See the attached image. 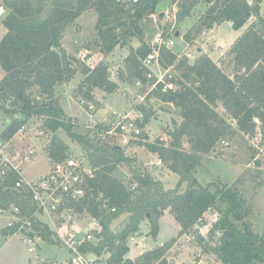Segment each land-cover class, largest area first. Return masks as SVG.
<instances>
[{"label": "trees", "instance_id": "trees-1", "mask_svg": "<svg viewBox=\"0 0 264 264\" xmlns=\"http://www.w3.org/2000/svg\"><path fill=\"white\" fill-rule=\"evenodd\" d=\"M160 1L139 0L125 9L108 0H1V7L7 13L2 20L6 32L0 39V69L4 72L0 81V99L8 102L12 109H0L6 115L43 120L44 130L54 135L47 149L50 160H60L67 150L55 135L58 130L89 153V165L94 172L88 180L86 200L78 212L85 209L98 223L101 232L96 235L95 242L82 244L80 251L95 257L109 253L106 263L120 264L128 250L127 238L138 231L144 219L149 221L150 233L156 236V220L168 210L180 228L179 238L212 210L217 215L211 225L213 232L219 235L217 246L212 249L217 259L222 264H264V233L261 236L253 233L251 226L244 221L250 209L243 193L226 184L203 186L192 174L201 156L212 151L224 135L240 132L252 138L258 130L264 140L262 0H251V3L248 0H168L177 5V22L188 17L197 4L203 2L207 5L204 17L194 27L196 34L222 22H230L232 29L237 31L250 18L256 19L230 46L229 53L233 57L231 77L206 55L189 64L185 58L178 60L177 55L167 49L160 50V64L164 69L172 67L174 78L172 89L153 95L172 104L178 110L181 122L168 134L167 149L156 148L150 143L145 146L169 161L170 170L178 176L173 189L165 190L160 181L138 165H132L131 183L137 187L131 191L130 186L113 177L112 172L118 164L130 167L135 160L126 157L118 146L93 145L84 136L74 133L71 120L54 97L55 87L68 83L77 72L83 76L76 87L77 94L89 102L93 89L112 94L118 87L109 79L107 67L98 63V59L94 58L95 65L85 63L67 55L64 50V30L81 14L88 9L97 13L98 52L105 57L117 46L122 47L128 39L141 35L138 23L146 14L153 13ZM121 29L123 31L118 34ZM149 51L150 47L145 43L136 49L129 48L123 61L126 79L145 81L140 61ZM118 79H122L119 74ZM33 87L38 88L42 99H31L29 90ZM218 105L225 111V117L217 113ZM149 108H152L151 104ZM149 117L150 113L146 112L142 126L147 124ZM228 121L234 123L235 129ZM20 125L17 118L10 121L4 137L9 139ZM97 128L101 129V126ZM140 138L142 142L146 137L142 134ZM182 138H186L190 145L189 153L180 149ZM183 183L185 189L180 193ZM12 202L21 204L28 213L33 212L26 199L20 201L12 190L0 189V203ZM121 214H128L127 222L120 232L113 233L110 225ZM41 238L53 242L46 227L42 228ZM176 240L145 253L137 264H167L165 255Z\"/></svg>", "mask_w": 264, "mask_h": 264}, {"label": "rangeland", "instance_id": "rangeland-1", "mask_svg": "<svg viewBox=\"0 0 264 264\" xmlns=\"http://www.w3.org/2000/svg\"><path fill=\"white\" fill-rule=\"evenodd\" d=\"M251 3V0L249 1ZM260 13L264 17V0L261 2ZM0 0V39L5 34L6 30L2 25V20L6 15L1 7ZM207 9L205 3L197 4L190 15L180 22L175 19L177 13L176 3L168 1L167 10L163 18H159L158 14L154 11L151 14H146L138 23L141 35L135 36L127 40L121 47L123 50L115 48L113 54H108L106 57H101L98 52L99 39L97 30L95 29L97 13L93 9H88L81 14L72 25L68 26L63 33V44L68 48L70 56L84 61L85 63L96 64L94 58L98 59L101 65L107 66L108 77L111 81L117 84L115 93L108 94L102 97L101 90L93 89L91 91V103L94 105V110L89 112L81 108L77 102L78 97L76 88L73 91V98H69V114L77 117L80 120L91 121L92 125H100L101 127L110 124L109 118L113 111L127 112L134 105V98L136 95L145 94V87L136 85V79L126 78V70L124 69L123 58L124 53L129 51V48L138 47L141 43H145L150 48L157 46L159 41L167 42L174 40V46L170 51L177 55V59L185 58L189 64H192L198 57L205 55L202 49H206L209 45H214L219 41L223 47L230 41V35L239 36L243 32L235 31L231 25L224 23L218 30V34L224 38L218 40L217 34L212 38L206 39V33L209 30L202 31L196 34L194 27L199 20L204 17ZM255 18H250L247 24L243 27L246 28L250 23L255 22ZM230 23V22H229ZM221 24V23H220ZM231 24V23H230ZM119 30L117 33L120 34ZM241 33V34H240ZM178 34V36H176ZM236 36V37H237ZM187 37V40L186 38ZM227 39V40H226ZM226 40V41H224ZM220 46V47H221ZM222 47V48H223ZM64 48V47H63ZM87 50L86 52H82ZM184 53H189L191 57L184 56ZM229 50L224 54V58L220 57L217 62H221L220 69L228 76H231L229 60ZM170 73L173 74L171 70ZM118 74L122 79H118ZM81 76L79 72L75 73L70 81L76 77ZM174 75V74H173ZM4 76V72L0 69V81ZM82 77V76H81ZM83 78V77H82ZM81 78V79H82ZM78 79H76L77 81ZM69 81V82H70ZM68 82V83H69ZM81 82V81H80ZM65 84V83H63ZM79 85V83H78ZM77 85V86H78ZM145 85V83H144ZM57 87V86H56ZM55 87V90H56ZM60 90V87H59ZM58 90V93L60 92ZM31 99H42L38 88L33 87L30 90ZM154 95H147L146 101L149 102ZM54 97L56 94L54 92ZM57 99V98H56ZM1 100V99H0ZM59 103V102H58ZM60 105V103H59ZM0 107L5 111L11 110L8 102L0 101ZM61 107V106H60ZM0 109V130L7 118L13 115H6L4 110ZM216 111L219 115L225 117L226 113L221 105H218ZM149 120L144 126L145 140L141 142L139 139H129L123 142L121 135L115 132L110 136H103L99 132L89 130L86 128L87 122L78 123V120H71L73 124L72 131L76 134L84 136L89 140L90 144L101 145L103 147L118 146L121 148L124 155L129 159H135V163H131L130 167L124 164H118L112 172L113 177L122 181L125 185L130 186L131 183V166L136 164L144 166V164L155 163L161 160V165L156 168V171H149L153 174L155 179H163L162 182L164 189H173L177 182L178 176L170 170L169 161L164 160L158 155V152H152L145 145L148 143L153 144L156 148H168L170 141L169 133L173 128L170 126V117L176 121V126L181 122L178 116V110L174 109L171 112L160 109V107L149 108ZM20 122L27 125V130L9 141L7 148L12 154H21L24 150L34 148L35 154L32 156L31 161L25 163L22 168L25 176L34 178L36 176L45 174L50 166V160L46 157L47 149L53 134L46 132L43 136H38V132L43 130V120L37 117H22ZM102 120L101 123L94 122L95 120ZM231 128L235 129L234 123L228 121ZM234 131V130H233ZM55 135L67 146V150L79 151L83 149L82 146L72 141L62 131L58 130ZM259 131L251 138L240 132H234L231 135H224L220 138L215 147L207 154L201 156L198 165L194 168L192 174L197 182L203 186L206 185H228L229 187H236L247 201L250 209V214L246 217V221L250 226L253 233L261 236L264 233V140ZM162 144V145H161ZM164 145V146H163ZM180 149L186 153L190 152V145L186 138H182ZM149 165V164H148ZM151 165V164H150ZM163 173L167 176L163 178ZM166 187H168L166 189ZM185 189V184H181L180 193ZM124 217L128 218V214H121L112 221L110 230L117 231L124 223ZM217 219L215 211H207L200 222L189 228L181 237L178 238V225L170 213L160 215L156 220L157 234L153 236L150 233V224L147 219H144L138 227V231L146 234L147 239L145 242H137L136 244H128L126 257L132 260H140L141 257L159 246V244H166L172 239H177L176 246L172 245L167 251L165 259L167 264H222L217 256L212 252L213 247L217 246L219 235L213 232L211 225ZM73 226L71 231L77 236H81L82 232L88 228L89 223H92V217L86 212H81L75 215L72 219ZM126 224V223H125ZM4 225V219L0 217V227ZM239 225V224H238ZM208 249H211L210 251ZM68 255L65 250L60 246L48 245L40 243L39 247L34 252H28L27 246L19 240L18 237L6 238L0 236V264H50L45 260H53L58 263H64Z\"/></svg>", "mask_w": 264, "mask_h": 264}, {"label": "built area", "instance_id": "built-area-1", "mask_svg": "<svg viewBox=\"0 0 264 264\" xmlns=\"http://www.w3.org/2000/svg\"><path fill=\"white\" fill-rule=\"evenodd\" d=\"M108 1L125 9L139 2V0ZM172 46H174V40L159 41L157 46L151 47L148 54L140 61V67L144 70L146 91L145 95L136 96L134 106L136 109L129 112L113 111L109 118L110 124L101 127V129L97 128V125H92L88 120L86 128L99 132L103 136H110L118 132L124 143L129 139H139L144 132L145 125L142 126V124L149 104H151V102L145 101V97L154 93L164 94L172 89L171 81L174 78L170 73L172 67L164 69L160 64L161 48L170 51ZM184 56L191 57L189 53H184ZM76 101L81 108L89 112L94 110V105L84 97L79 95ZM15 118L19 121L23 120L19 115L7 118L0 130V189L12 190L20 201L26 199L33 212L28 213L18 203H0V217L4 219V225L0 230L6 232V238L17 236L21 242L28 246L29 252H34L36 242L42 240V228L46 227L51 233V239L66 249L68 264H96L97 257L80 251V246L85 242H95L96 235L101 232L100 226L96 222L89 223L88 228L82 232L80 237L71 231L73 226L71 221L75 215L80 214L78 208L86 200L88 180L93 177L94 170L88 161L89 153L84 149L66 150L60 160L49 159L50 166L45 174L28 178L25 176L22 166L31 161L35 149L30 148L15 155L7 148L9 141L27 130V125L21 123L13 136L9 139L4 137V132L10 121ZM44 133L43 129L37 134L43 136ZM155 164L161 165V160H157ZM136 187V184L133 183L130 190L135 191ZM110 211L113 212L114 209H110ZM145 240V234L135 235L133 233L126 242L136 244ZM91 256L92 258H90ZM120 264H126L125 260L123 259Z\"/></svg>", "mask_w": 264, "mask_h": 264}, {"label": "crops", "instance_id": "crops-1", "mask_svg": "<svg viewBox=\"0 0 264 264\" xmlns=\"http://www.w3.org/2000/svg\"><path fill=\"white\" fill-rule=\"evenodd\" d=\"M262 2H263V0H262ZM262 4V3H261ZM261 4H260V7H261ZM263 13H261V15H262ZM225 24L226 23H228L229 25H231L229 22H224ZM224 23H221V24H216V25H214L213 27H212V29H210L209 31H207V33H206V39H209L210 37H214L216 34H217V36H218V40H222L223 41V39L224 38H222L218 33V30L220 29V27L224 24ZM244 29L245 28H242V29H240V30H237L238 32L237 33H239V32H243L244 31ZM233 34V33H232ZM230 35V41L228 40V42L229 43H227L226 44V47H223V46H225V45H222L221 46V43L219 42V41H217L216 43H214V45H211V46H207L206 47V49H202L203 50V53L206 55V56H208L218 67H220L219 65L221 64V62L219 61V62H217L218 61V59L221 57H223L224 56V54L226 53V52H228V50L230 49V46L232 45V43L240 36H234V35ZM241 34V33H240ZM65 39H63L62 38V46L64 47V50L68 53V54H70V52L68 51V48L67 47H65V45L63 44V41H64ZM227 40V39H226ZM226 40H224V41H226ZM221 46V47H220ZM223 47V48H222ZM133 49H136L137 48V46L136 47H132ZM117 49H119V50H123V49H121V47L120 46H118V48ZM117 49H114L115 51L117 50ZM113 50V51H114ZM87 50H83L82 52L84 53V52H86ZM113 51L110 53V54H113ZM128 52L129 51H127V54H126V52L124 53V55H123V58H126L127 57V55H128ZM107 56V55H106ZM105 56V57H106ZM102 57V56H101ZM103 58V57H102ZM224 58V57H223ZM229 60L230 61H232L230 64V71H232V67H233V57H232V55H230L229 56ZM107 67V66H106ZM82 76V75H81ZM79 77V75H78V77L76 76H74V78L69 82V83H65V84H61V85H58L57 87H56V90H55V94H56V98L58 99V102L60 103V106H61V108H62V110H63V112H64V114L68 117V118H72V120H78V123H83V122H87L88 120H80L79 118H77V117H73V116H71L70 114H69V112H68V110H67V108L69 109V101H70V99L69 98H73V91L75 90V88L77 87V85H78V83H80V81H82V77ZM228 76V75H227ZM229 77H231V76H229ZM82 78V79H81ZM76 79H78L77 81H76ZM124 79H126V78H124ZM136 85L138 86V87H140V86H143L144 87V81H141V80H139V79H136ZM59 87H60V90H59ZM58 90L60 91L59 93H58ZM116 91V90H115ZM115 91L113 92V93H115ZM146 91V90H145ZM143 95H145V94H143ZM143 95H140L139 94V96H143ZM101 96L102 97H105V96H108V94H106L105 92H102L101 91ZM137 96V95H136ZM153 98L151 99V101L153 100V99H155L154 98V96H152ZM145 101H146V97H145ZM151 101H149V102H151ZM77 102V101H76ZM135 102H136V98H134V105H132L131 106V108L129 109V111H131V110H133V109H136V107H134L135 106ZM159 108V107H158ZM160 109H162V108H160ZM163 110V109H162ZM129 111H127V112H129ZM165 111V110H164ZM94 122H98V123H101L102 122V120H95ZM100 126V125H99ZM126 156V155H125ZM127 157V156H126ZM48 158V156L46 157V159ZM133 159V158H132ZM48 160H49V158H48ZM135 160V159H134ZM156 163V162H155ZM153 164V163H148V164H144V166H140V165H138V167H140V169L141 170H143L144 172H147V174H149V175H151L152 177H154L153 176V174H151V173H149V171H156V168L157 167H159V166H157L156 164ZM151 164V165H150ZM137 165V164H136ZM163 175V178L165 177V176H167L166 175V173H163L162 174ZM158 181H160L161 183L163 182L162 180L163 179H161V180H159V179H157ZM164 183V182H163ZM163 183H162V185H163ZM164 187V186H163ZM168 187H166V189H167ZM169 189V188H168ZM171 189V188H170ZM166 213H169V211L168 210H166V211H164V213L163 214H166ZM122 219H124V217L122 218ZM127 217H125V219H124V223H122L123 225H121V228L118 230L119 232L124 228V226H125V223L127 222ZM92 221L93 222H96V221H94V219L92 218ZM97 223V222H96ZM98 224V223H97ZM111 225H112V223H111ZM111 225H110V227H111ZM178 228H179V226H178ZM0 229H1V227H0ZM180 230V228L178 229V231ZM111 231L113 232V233H118L117 231H113L112 229H111ZM140 233H143V232H140ZM144 234V233H143ZM146 235V234H145ZM0 236H5L6 237V232L5 231H3V230H0ZM147 236V235H146ZM11 237H17V236H11ZM11 237H8V239L9 238H11ZM146 239H147V237H146ZM52 243H48V242H45V241H43V240H38L37 242H36V248H38L39 247V242L40 243H46V244H48V245H55V246H60V247H62L61 245H59L58 243H55V241L52 239ZM146 241V240H145ZM144 241V242H145ZM128 244H133V243H131V242H126V245H127V247H128ZM176 244H177V242H175L174 244H173V246L175 245L176 246ZM161 245H163L162 243L161 244H159V246H155V247H160ZM27 246V245H26ZM172 246V247H173ZM27 248H28V246H27ZM35 248V249H36ZM62 249L63 250H65L66 251V249H64L63 247H62ZM154 249V247L153 248H151L150 250H153ZM29 252V251H28ZM66 253H67V251H66ZM67 255H68V253H67ZM108 257H109V253H103L101 256H99V257H97V263L96 264H104L105 262H106V260L108 259ZM124 260L126 261H130L131 263H135V264H137V261L138 260H132V259H129V258H127L126 257V255L124 256ZM45 261H47V262H49L50 264H68V257H67V259H66V261L64 262V263H58V262H56V261H53V260H45Z\"/></svg>", "mask_w": 264, "mask_h": 264}, {"label": "water", "instance_id": "water-1", "mask_svg": "<svg viewBox=\"0 0 264 264\" xmlns=\"http://www.w3.org/2000/svg\"><path fill=\"white\" fill-rule=\"evenodd\" d=\"M249 1L250 0H248V2ZM167 4H168V0H162V1L157 3V5L155 7V12L158 14L159 18H163L164 17L165 12L167 10ZM176 36H178V34ZM151 106L152 107H160V108L166 110L167 112H171V111L174 110V107H173L172 104L164 103V102H162V101H160L158 99H153L151 101ZM169 119H170V126L172 128H174L176 126V124H177L176 121L172 117H170ZM148 216L149 215L147 214L146 217H148ZM90 258H92V256Z\"/></svg>", "mask_w": 264, "mask_h": 264}]
</instances>
